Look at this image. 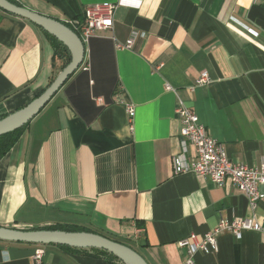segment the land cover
Masks as SVG:
<instances>
[{
	"label": "crops",
	"instance_id": "crops-1",
	"mask_svg": "<svg viewBox=\"0 0 264 264\" xmlns=\"http://www.w3.org/2000/svg\"><path fill=\"white\" fill-rule=\"evenodd\" d=\"M14 1L62 23L82 20L91 4L117 10L113 30L85 44L83 65L0 161V226H71L149 264H184L181 240L252 219L260 230L221 231L218 252L198 253L195 264H264V199L253 208L230 181L173 166L184 149L181 106L232 162L264 164V0ZM134 33L131 49L117 47ZM63 64L46 31L0 9V120L47 90ZM203 73L210 79L199 84ZM38 251L40 264H112L90 249L3 240L0 264H37Z\"/></svg>",
	"mask_w": 264,
	"mask_h": 264
},
{
	"label": "built area",
	"instance_id": "built-area-1",
	"mask_svg": "<svg viewBox=\"0 0 264 264\" xmlns=\"http://www.w3.org/2000/svg\"><path fill=\"white\" fill-rule=\"evenodd\" d=\"M117 5L110 2L91 4L85 8L84 18L67 21L81 38L84 44L96 37L100 32L113 30L114 17ZM139 34L134 33L126 43L116 42L118 48L131 49ZM209 75L203 73L198 80L199 84L209 81ZM171 90L170 86H166ZM130 128L134 129L136 110L133 106L128 107ZM181 122V135L184 138L183 153L173 157L175 174L193 173L210 179L218 186H224L230 181L248 199L250 205L256 208L264 199V164L259 167H250L245 164L232 162L223 144L213 139L206 127L200 122L199 116L191 108L181 106L177 110ZM190 154V159L187 155ZM228 230L235 236L241 237L242 232L260 230L252 219H238L221 221L213 231L204 234H191L181 240L179 245L188 251L189 259L184 264H195L198 253L212 254L219 250L218 234ZM43 258V251H38L34 256L37 264Z\"/></svg>",
	"mask_w": 264,
	"mask_h": 264
},
{
	"label": "water",
	"instance_id": "water-1",
	"mask_svg": "<svg viewBox=\"0 0 264 264\" xmlns=\"http://www.w3.org/2000/svg\"><path fill=\"white\" fill-rule=\"evenodd\" d=\"M0 9L13 16L26 19L62 42L71 52L72 59L39 97L21 110L0 120V137L28 125L52 100L68 79L84 63L86 48L79 35L66 24L37 12L0 0ZM0 240L38 245H63L88 249H101L112 253L125 264H149L133 248L92 232H67L59 230L25 231L0 226Z\"/></svg>",
	"mask_w": 264,
	"mask_h": 264
},
{
	"label": "trees",
	"instance_id": "trees-1",
	"mask_svg": "<svg viewBox=\"0 0 264 264\" xmlns=\"http://www.w3.org/2000/svg\"><path fill=\"white\" fill-rule=\"evenodd\" d=\"M8 1H10L11 3H13L15 5L20 6L14 0H8ZM67 26L70 27V25H67ZM47 34L50 36V38L53 41L54 52H55L56 57L61 58L64 61V64H63V67H62V69H64L71 62V59H72L71 52L57 38H55L54 36H52L49 33H47ZM26 126L21 128V129H19V130H17V131H15V132H12L10 134L3 135V136L0 137V161L12 150V148L14 147V145L19 140V138L21 136V133L26 128ZM43 230H59V231H67V232H87L85 230H81V229L74 228V227H71V226H63V225H55V226L44 228ZM59 246H61L63 248H66V249L70 248V249L77 250V251H87V250H89L88 248L70 247V246H63V245H59ZM90 250H93V251L99 253L100 256H104L112 264H125L120 259H118L115 255H113L112 253L107 252L105 250H101V249H90Z\"/></svg>",
	"mask_w": 264,
	"mask_h": 264
}]
</instances>
